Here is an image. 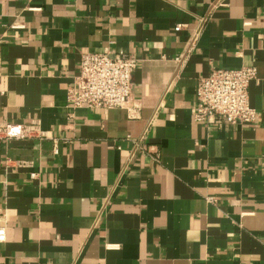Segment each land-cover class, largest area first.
I'll return each mask as SVG.
<instances>
[{
	"label": "crops",
	"instance_id": "obj_1",
	"mask_svg": "<svg viewBox=\"0 0 264 264\" xmlns=\"http://www.w3.org/2000/svg\"><path fill=\"white\" fill-rule=\"evenodd\" d=\"M105 51L138 59L129 108L73 110ZM243 67L257 122L196 123L200 79ZM4 120L49 139L0 142V264H264V0H0Z\"/></svg>",
	"mask_w": 264,
	"mask_h": 264
},
{
	"label": "built area",
	"instance_id": "obj_2",
	"mask_svg": "<svg viewBox=\"0 0 264 264\" xmlns=\"http://www.w3.org/2000/svg\"><path fill=\"white\" fill-rule=\"evenodd\" d=\"M208 21L209 16L200 18L198 27L188 42L186 56L196 49ZM182 30V25L175 28L176 32ZM137 65L138 59L126 52L82 54L80 74L75 85L68 90L69 106L73 110L129 108ZM257 80L258 72L254 67L213 69L199 81L194 121L208 127L254 125L258 120V112L251 105L250 88ZM46 139H49V135L42 129L39 120L21 124L6 120L0 122V142ZM147 142L148 130L140 139L134 141V151L129 156L128 163L138 153L145 154ZM159 157H155L157 162ZM208 201L212 203L214 200Z\"/></svg>",
	"mask_w": 264,
	"mask_h": 264
}]
</instances>
